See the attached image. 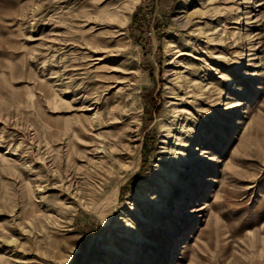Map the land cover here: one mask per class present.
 Masks as SVG:
<instances>
[{"label": "rangeland", "instance_id": "374dc122", "mask_svg": "<svg viewBox=\"0 0 264 264\" xmlns=\"http://www.w3.org/2000/svg\"><path fill=\"white\" fill-rule=\"evenodd\" d=\"M0 264H264V0H0Z\"/></svg>", "mask_w": 264, "mask_h": 264}, {"label": "bare ground", "instance_id": "6f19581e", "mask_svg": "<svg viewBox=\"0 0 264 264\" xmlns=\"http://www.w3.org/2000/svg\"><path fill=\"white\" fill-rule=\"evenodd\" d=\"M117 193H118V190H115V192L112 194V196L106 198V199L102 202V204H101L99 207L102 208V207L105 206L107 203H112V202L115 203V201H116V197H117ZM100 208H99V209H100Z\"/></svg>", "mask_w": 264, "mask_h": 264}]
</instances>
